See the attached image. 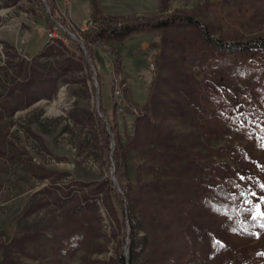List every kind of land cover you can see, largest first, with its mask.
I'll use <instances>...</instances> for the list:
<instances>
[{"label":"rangeland","instance_id":"obj_1","mask_svg":"<svg viewBox=\"0 0 264 264\" xmlns=\"http://www.w3.org/2000/svg\"><path fill=\"white\" fill-rule=\"evenodd\" d=\"M41 1L0 0V264H116L119 252L125 264H246L247 256L264 251L263 229L254 236L231 234L227 248L217 246L213 256L200 259L202 239L187 226L188 216L196 215L189 200L197 190L178 148L233 171L240 162L227 145L249 150L257 174L240 184L252 214L258 203L264 211V107L253 116L255 136L210 121L197 102L200 94L184 97L172 84L180 73L185 88L203 76L198 64H182L162 44L181 30L143 26L121 40L101 36L94 42L104 59L103 103L118 117L116 128H107V117L97 111L92 62L86 65L71 42L88 39L99 22L146 21L177 10L198 17L216 37L247 39L264 35V0H54L63 28L57 19L55 25L47 21ZM42 31L47 44L40 47ZM228 71L213 70L210 78L238 98L247 81H231ZM117 140L123 183L136 203L131 209L121 185L115 188L123 204L106 182ZM182 203L194 210H180ZM132 229L137 246L131 254ZM212 239H218L215 232Z\"/></svg>","mask_w":264,"mask_h":264},{"label":"trees","instance_id":"obj_2","mask_svg":"<svg viewBox=\"0 0 264 264\" xmlns=\"http://www.w3.org/2000/svg\"><path fill=\"white\" fill-rule=\"evenodd\" d=\"M48 1L50 11L47 12L45 8H42L47 21L55 25L57 24L55 22L57 19L61 24H66L65 18L59 12L54 0ZM39 3L43 4L41 0H39ZM143 26L180 29L181 31L176 35L163 37L162 44L165 48L167 47L177 53L178 61L182 64H198L203 76L200 79L191 78L190 84L186 89L185 74L180 73L177 79L173 80L174 89L179 90L184 97L188 96V98H193L195 94H200V100L197 102L201 104L200 106L204 109L203 112L210 121L216 119L219 122H227L238 126L243 131H247L248 135L255 136L256 129L254 127L257 126V123L253 120V116L257 114V110L260 107H264V35H257L247 39L225 40L211 34L206 24L198 17L182 10L172 11L146 21L126 22L118 25L99 22L91 31L90 37L86 40L83 39L99 82V105L106 115L111 128H116L118 117L114 107L109 112V109L103 103L102 86L104 79L100 67L102 64L104 65V59L96 50L94 42L101 36L121 40ZM60 31L64 33L62 29ZM42 32V39L38 40V46L40 47L47 44L48 32ZM65 37L69 38L66 33ZM52 39L66 46L63 38L56 36ZM71 42L76 45L78 50L82 51L79 42ZM81 53L79 57L84 59L83 51ZM234 59L236 60L235 65L231 64ZM84 61L86 65H89V61L86 59ZM176 64L180 63H172L173 68ZM225 67L229 69L227 77L231 81H247L246 88L238 92V98L226 87L216 84L215 81L213 82L215 79L210 78L213 70L221 71ZM96 119L102 134L107 133L103 119L98 115ZM116 145L112 152L115 163L114 174L124 189L125 197L129 198L127 206L131 209L136 207V203L134 198L130 196V186H126L123 183L126 180L125 161L120 153L121 146L118 140ZM227 147L230 149V153L240 162V166L235 167L237 171H233L234 168L232 166L222 161L190 158L186 153V149L178 145L181 153L179 160L181 162L185 158V161L188 162L187 164L189 165H186V172L191 180L190 185L197 190V195L194 199L189 200L196 208V215L190 214L188 216L187 226L191 228V236L197 234L202 239L201 247L204 249V255L200 259H207L210 254L213 256L217 246L227 248L230 245L229 236L231 234L240 233L254 236L256 231L264 229V227H261V224H264V218L253 219V214L244 198L245 187L240 184L241 177L246 179L249 175L254 177L257 174L253 164L249 163L251 162L250 151L232 145H227ZM223 148L220 149L222 154L225 153ZM182 155L184 156L182 157ZM106 182L108 190L115 193L118 202L123 204L124 201L111 178H107ZM83 199H87V196L84 195ZM184 209L186 207L182 203L180 210L183 211ZM189 209L194 210L193 208H187L186 210ZM126 213L128 212L126 211ZM128 221L134 227L130 218ZM213 225L214 227H212ZM213 232L216 233L218 239H212ZM130 233L128 234L130 238L129 253L132 254L137 242L134 237L136 232L132 229ZM126 262L127 256L119 252L115 263L125 264ZM12 264H15V262H12ZM246 264H264V251H258L257 254L247 256Z\"/></svg>","mask_w":264,"mask_h":264},{"label":"water","instance_id":"obj_3","mask_svg":"<svg viewBox=\"0 0 264 264\" xmlns=\"http://www.w3.org/2000/svg\"><path fill=\"white\" fill-rule=\"evenodd\" d=\"M44 1H45V8H46L47 11H49V5L47 3V0H44ZM88 22H89V19L87 20V23ZM79 43L81 45V48H82V51H83V54H84L86 60L90 61L91 59H90V57H89V55L87 53V49L85 48L83 41L80 40ZM146 44H147V41H143L142 46H146ZM90 68H91V71H92V74H93V78H94V81H95V88H96L98 102H99V100H100V91H99V82H98V79H97L96 70H95V68H94V66L92 64L90 65ZM97 111H98V114L100 116H102L103 119L106 120V115L104 114V112L101 109H97ZM107 128H110V124L108 122H107ZM113 145H114V141H112V145H111L112 148H113ZM110 176H111V179H112L113 183L115 184V186H117V189L120 190L118 180L116 179V176L114 174V162L113 161H112V168L110 170Z\"/></svg>","mask_w":264,"mask_h":264},{"label":"snow or ice","instance_id":"obj_4","mask_svg":"<svg viewBox=\"0 0 264 264\" xmlns=\"http://www.w3.org/2000/svg\"><path fill=\"white\" fill-rule=\"evenodd\" d=\"M241 179H243V177H241ZM261 188L264 189V184L261 185ZM251 195L255 196L256 194L255 193H251ZM260 200L262 202H264V197H260ZM246 203H251V201H246ZM255 214L253 215V219H257L258 217L260 218H264V211H261L260 210V204H256L255 206ZM261 227H264V224H261Z\"/></svg>","mask_w":264,"mask_h":264},{"label":"built area","instance_id":"obj_5","mask_svg":"<svg viewBox=\"0 0 264 264\" xmlns=\"http://www.w3.org/2000/svg\"><path fill=\"white\" fill-rule=\"evenodd\" d=\"M59 25L63 28L62 24L59 23ZM49 35H50L51 38H54V37L58 36L56 33L52 32V31H49Z\"/></svg>","mask_w":264,"mask_h":264}]
</instances>
